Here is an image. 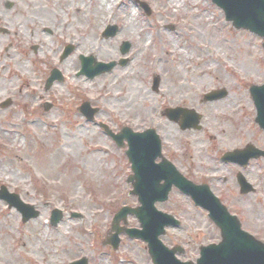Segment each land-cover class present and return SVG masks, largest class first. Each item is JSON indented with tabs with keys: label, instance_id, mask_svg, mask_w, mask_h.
<instances>
[{
	"label": "rangeland",
	"instance_id": "rangeland-1",
	"mask_svg": "<svg viewBox=\"0 0 264 264\" xmlns=\"http://www.w3.org/2000/svg\"><path fill=\"white\" fill-rule=\"evenodd\" d=\"M114 1L115 6L104 8V18L95 29V42L111 55L97 56L77 51L75 43L94 29L98 0L56 4L54 0H0V60H6L5 69H0V187L6 186L41 213L24 224L21 214L0 200V264H70L83 258L88 264H153L147 245L140 240L121 235L117 252L103 245L115 214L124 206L137 207L138 199L129 195L132 186L126 183L132 174L127 146L119 148L98 126L100 122L115 132L125 126L135 132L154 128L162 138L164 155L198 183L206 174L217 179L210 184L215 194L239 215L245 229L264 241V159L252 161L247 168L221 160L225 152L249 143L264 149V132L255 123L250 95L253 84H264L263 40L235 30L212 0H183L179 6L170 5V0H139L149 7V16L134 1L110 3ZM40 2L41 11H34ZM190 8L196 17L185 13ZM124 9L134 12L141 24L134 40H117ZM109 25L118 32L105 39L102 34ZM145 35L151 42L139 53L138 39ZM167 40L175 50L168 58L164 54ZM125 41L131 50L124 56ZM67 45L74 51L62 60ZM81 55L117 66L93 79L78 76ZM181 56L186 61L180 82L171 66H177ZM17 62L30 73L19 69ZM54 69L65 80L47 91L46 80ZM5 70L15 74L17 81ZM118 72L131 75L134 82L115 84L112 77ZM201 72L208 75L200 76ZM155 76L160 77L158 92L153 90ZM182 83L186 90L176 93ZM134 85L139 92L136 103L120 101L118 97L129 95ZM220 88L229 95L217 100L224 103L217 109L224 114H215L213 102H203L202 97ZM8 99L12 105L2 108ZM83 102L100 109L94 122L78 112ZM44 103H52L53 108L46 112ZM175 108L201 114V130L182 131L179 124L162 116ZM93 152H98V162L90 158ZM238 172L254 185L255 193L240 194ZM157 207L182 223L169 228L162 238L170 249L185 248V255L178 257L181 261L196 262L201 246L221 241L207 212L178 190ZM55 208L65 215L57 227L50 221ZM75 212L83 217L72 218ZM128 227L140 228L134 216L128 217Z\"/></svg>",
	"mask_w": 264,
	"mask_h": 264
},
{
	"label": "water",
	"instance_id": "water-1",
	"mask_svg": "<svg viewBox=\"0 0 264 264\" xmlns=\"http://www.w3.org/2000/svg\"><path fill=\"white\" fill-rule=\"evenodd\" d=\"M138 2V0H134ZM213 3L222 8L226 14V20L231 22L235 29L248 30L264 39V0H213ZM149 14L145 4H141ZM117 27H110L105 33L107 38L115 36ZM264 47V43H263ZM130 45L125 43L122 53L129 52ZM73 48L70 46L65 52L64 58L68 57ZM83 63L82 74L90 78L111 71L115 64L104 65L97 63L94 58H81ZM60 79L58 71H54L49 79L48 87L56 80ZM159 78L155 79L154 89L157 90ZM227 95L226 90L214 92L204 97V101L215 100ZM251 95L257 107L256 122L264 131V85L252 86ZM6 102L4 107L9 106ZM80 111L88 118L93 120L96 110H91L85 104ZM166 115L173 121H181L183 130L196 128L200 129V116L188 110H168ZM183 116L180 118V116ZM104 131L111 136L117 145L122 148L124 142L129 144L126 152L132 164V175L128 183H132L134 190L132 195L137 196L140 206L137 208L124 207L116 215L113 221L112 230L108 238L104 241L105 245H111L118 250L120 245V235L126 233L130 239H139L147 243L149 254L154 264H194L191 262H181L177 259V254H183L179 247L170 250L160 238L166 234V227H179L180 222L173 216L160 212L155 207L156 203H163L168 200L169 194L176 186L180 191L193 198L197 206L208 210L209 217L221 230L222 242L219 245H210L201 248V258L197 264H264V243L256 240L241 229V225L235 217L229 215L227 209L221 205L220 201L213 195L207 186H197L185 179L176 168L162 157L161 141L153 130L144 133H134L128 128H124L120 134H113L105 125H101ZM264 152L249 146L243 152L228 154L225 160L239 161L246 165L251 158H259ZM162 159L160 164L155 162ZM239 181L242 185L243 193H249V185L240 176ZM0 199L7 202L10 208H16L22 215L23 221L37 218L39 212L33 207L23 204L19 196L11 194L6 187L0 189ZM129 215L135 216L141 229H129L121 227V222L127 225ZM74 217H79L74 215ZM63 214L54 211L52 225L57 226L62 220ZM114 232V233H113ZM73 264H88L86 258Z\"/></svg>",
	"mask_w": 264,
	"mask_h": 264
},
{
	"label": "bare ground",
	"instance_id": "bare-ground-1",
	"mask_svg": "<svg viewBox=\"0 0 264 264\" xmlns=\"http://www.w3.org/2000/svg\"><path fill=\"white\" fill-rule=\"evenodd\" d=\"M59 0H54V4H56V2L58 3ZM100 5L98 7V11H97V14H99L98 16V19L96 21V25L93 24V27L94 29H92V31H90L87 35V37L84 39H81L79 41H76L75 45L77 46V51H80V52H86V53H89V54H96L97 56L98 55H103V54H110L109 52H104V48L102 45H98L96 41V38H97V33H96V28L98 29V26L99 24L101 23V19L104 18V8L105 7H111V6H115L117 3L116 1L110 3L111 0H98ZM183 1V0H170V5H174V6H179L180 5V2ZM194 3L196 0H192ZM196 3V2H195ZM40 5H42V2L40 3H37L35 5V9H33L34 11L35 10H38V11H41V7H39ZM122 10L120 9L119 12H121ZM80 13V11H79ZM185 13H188V14H191L194 16L193 14V10L190 8L188 10L185 11ZM123 17H122V30L120 32V35L119 37H117V40H124V39H128V40H134L135 39V32L136 30L138 29H141V24L139 22V20H137L134 12H128L127 9H124L123 12ZM196 17V15L194 16ZM198 19L201 18V16H198L197 17ZM195 19V18H194ZM196 21V19H195ZM139 42L137 44V52L139 53H142L146 50V47L150 44L151 42V38L148 37V36H143L142 38H139L138 39ZM172 45L174 46V43L170 40H167L166 44H165V47H164V54L165 56L168 58L170 57L173 53H175V50L172 47ZM176 45V44H175ZM113 53H115V51H113ZM111 55V54H110ZM110 57V56H108ZM5 58L3 60H0V69L1 68H4L5 69ZM20 61V60H19ZM183 61H186L185 57L181 56L180 58V61H179V64L177 66H171V68L173 69L174 71V77L175 79L179 80L180 82L182 81V67H183ZM16 66L19 68V69H23L24 72H29V70L27 69V67H24L23 65H21V62H17L16 63ZM28 66V65H27ZM5 75H7L8 77H14V81H17V76L14 74L12 75L8 70H5ZM208 75L207 72H201L200 73V76H205ZM131 75H128L126 72H121V73H116L114 74V76L112 77L113 79V82L115 84H120L121 87L122 85L124 86L125 84H129V83H133L134 82V77H130ZM132 78V80H131ZM203 78V77H202ZM119 86V85H118ZM186 84H181L176 90V93L177 92H184L186 90ZM132 95V96H131ZM122 96L120 95L118 97V99L121 101V99L124 101L125 104L133 101V103H136L138 97H139V92H138V89L137 87L134 85L132 88H131V93L129 95H124L123 98H121ZM224 103L223 102H213L211 104V107L213 108L214 110V113L215 114H218V113H222L224 114V112H218V108L220 106H223ZM98 156V152H93L91 154V157L90 158H94V160H96L97 162L99 161V158L97 157ZM53 163H54V160H53Z\"/></svg>",
	"mask_w": 264,
	"mask_h": 264
}]
</instances>
